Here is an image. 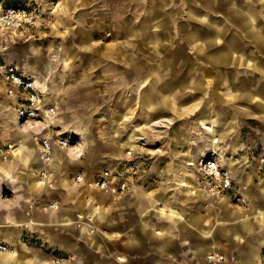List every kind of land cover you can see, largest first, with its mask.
I'll return each instance as SVG.
<instances>
[{
	"label": "crops",
	"instance_id": "obj_1",
	"mask_svg": "<svg viewBox=\"0 0 264 264\" xmlns=\"http://www.w3.org/2000/svg\"><path fill=\"white\" fill-rule=\"evenodd\" d=\"M136 1L152 8L150 12H145L137 24H126L124 33L118 31L124 37L125 44L115 47L117 44L110 43L103 47L90 48V52L94 53L91 63L96 71L93 82L103 86L100 88L104 93V114H108L105 116H110L112 112V53H124L123 49L126 51L130 47L134 49V56H126V63L134 70L135 77L142 79L140 83H143V70L146 69L151 75L147 81L149 88L146 91L141 89L142 104L144 97L151 95L150 108L160 111L165 108L173 109V105L158 106L159 100L174 101L192 97L190 88L193 81L183 80L175 68H171L170 72L160 73L156 64L157 56L146 57L147 49L135 40V37L141 34L149 36L151 32H162L170 35L176 30H163L164 22H160L162 17L167 21L174 20L173 12L163 15L159 10L160 5L167 4L168 0ZM30 2L33 1L28 0L26 4L38 11V0H34L32 4ZM58 3L59 8L52 13L53 25L49 26L52 32L42 29V22L37 23L36 20L30 27L2 34L0 49L11 43L7 59L15 63L23 74L33 76L44 91L46 103L57 107L56 115L48 121L54 134H63L67 128H79L74 118L77 114L71 105L75 99L72 96L75 84L71 81L70 73L74 56L71 54L85 50L82 44L87 43L88 37L95 41L90 37L95 30L93 28L87 29L83 26V34L79 32V27L75 29L72 23L73 28L67 34L63 27L65 28L68 21L74 22L88 17L95 9L98 16L88 19L98 21L97 24H101L104 33L108 32L111 29L109 21L112 0H58ZM84 6L90 7L87 9ZM101 6L102 9L99 10L98 7ZM197 6H200V9H197ZM197 6L194 9L196 8V13L201 12L203 18L201 17L200 26L207 37L206 52H220L215 56L219 58L212 60L214 62H206L207 65L211 63L210 69L215 68L218 74L217 83L225 85L228 97L230 95L227 84L231 83L235 95L229 100L236 113L254 117V110L238 105L235 107L233 103L236 98L254 101L261 99L257 93L262 91L256 90V87H248L245 76L250 78L249 75L256 72L257 80L264 83V60L260 56L264 55V0H199ZM1 8L3 6L0 3V10ZM78 9H82V12L77 13V18L74 19V12L79 11ZM192 9L193 6L189 5L186 15L192 13ZM189 21L187 18V21L179 26L183 23L190 24ZM38 33L40 37L63 35L73 39L72 45H51L53 49H63L66 65L64 68H58L57 55H49L50 48L40 49L31 45V37ZM161 40L163 43L167 39L162 36ZM134 42L137 45H134ZM159 48L166 47L160 45ZM226 53L230 56L222 59ZM185 55L186 52L183 51V55L179 56ZM229 68L232 70V77L229 76ZM199 79L203 81L201 76ZM175 81L177 85L173 86ZM181 81L189 84V87L182 90L184 83ZM6 90L7 84L0 74V91L4 96V104L0 105V117L3 118L0 120V243L7 246V250L0 251V264H51L52 254L43 256L31 250V246L38 244L55 248L61 264L67 258L62 251L64 247L76 251L75 260L81 261L78 264H204L205 255L210 250H217L225 255L226 260L219 264H262L259 250L262 244L260 245L256 238L259 233H255L254 223H264V215L255 214L257 210L264 208V204L238 205L233 198L240 193V190L236 189L240 183L241 187L245 186L244 192L249 196L264 199V176L259 171L257 158L258 149L264 143V136L248 142L246 159L217 158L221 166L230 171L237 194L234 196L232 192H223L210 207L203 200L206 193L198 188L200 175L191 164L193 154L186 152L182 157H168L163 167H160L163 162H159V168L152 170L156 171L159 179L151 188L138 187L130 192H121L114 198L108 189L97 193L92 190L94 186L91 181H87L88 176L81 184L76 182L79 162L73 152L58 146L55 147L54 160L50 166L52 177L41 183L39 139L44 136L46 126L34 121L25 122L23 125L16 124L15 109L24 103V97L17 92L15 98L8 95ZM261 102L262 100L257 103V109L264 115V102ZM204 115H214L221 120L213 110ZM119 116V123L115 124V119L111 118L108 124L107 145L110 149L113 137L114 140H119L124 149L129 148L134 132L133 124L143 121L122 120L123 112ZM82 130L88 134V125ZM88 136L90 138V134ZM171 139L170 144L175 149L186 142L185 138ZM93 143L95 144L91 138L88 147H92ZM230 161L234 163L232 167L228 165ZM126 171L128 172V169ZM116 180L112 178L110 183L113 184ZM47 181H51L52 186L46 184ZM86 193L91 197L86 200L87 212L109 233L100 238L83 229L82 241L75 235L72 220L79 209H85V206L77 204V200ZM49 200H56L59 208L44 212L38 206L32 209L30 207L33 202ZM97 200L102 201L103 205H95L94 201Z\"/></svg>",
	"mask_w": 264,
	"mask_h": 264
},
{
	"label": "rangeland",
	"instance_id": "obj_2",
	"mask_svg": "<svg viewBox=\"0 0 264 264\" xmlns=\"http://www.w3.org/2000/svg\"><path fill=\"white\" fill-rule=\"evenodd\" d=\"M32 1L33 2H30V4L34 3V0ZM198 1L199 0H168L167 4L160 5L159 10L163 15L173 12L174 15L172 16L174 20L170 19L167 21L164 19L165 17H162L163 19H160V22H164L165 28L163 30H176L170 35L162 32H151L149 36L141 34L135 37V40L141 42L147 49L146 57L157 56V60H155L160 73L170 72L171 68H175L177 69V74L182 75L183 80L188 81L191 79V81H193L190 88L192 97L174 101L165 99L166 101L159 100L157 102L158 106L160 104L173 105L171 107L173 109L165 108L160 111L152 110L150 108V101L152 100L151 95L145 96L144 104H142L140 100L141 89L146 91L149 88L147 86V81H149L151 75L146 69L143 70V83H140L142 79L135 77L136 74L134 70L126 63V56H134V49L131 47L126 51L123 49L124 53H112V78L110 84L112 112L110 116H105L108 114H104V93H102V88H100L103 86L102 84L99 85V83L93 82V79L95 80L96 78V71L93 70V64L91 63L94 53L90 52V48L92 46L103 47L110 43L117 44L115 47L124 45V37L121 36L118 31L124 33V29L127 28L126 24L128 23L133 25L137 24V21L141 20L145 12H150L152 7L148 8V5L143 3L138 4L136 0H112L109 21L111 29L106 33L102 30L101 24H97L98 21L96 22L92 19H88V17L93 18L95 15L98 16V14L95 13V9L94 13L91 12L88 14V17L74 22H66L67 24L63 29L67 31V34H69L73 28L72 23L74 24V28L76 29L79 27V32L83 34H85L83 26H86L87 29H95L90 36L92 39H95V41L88 37L87 43L82 44L85 50L71 54L74 56V61L72 62L73 67L70 72L72 75L71 81L75 84L73 85L74 93L72 94L75 99L71 102V105L77 114L74 118L79 128H77V130L67 128L63 131L62 135L69 138L72 142H76L80 148L78 152L79 155L73 153V156L79 162L77 170L79 171L78 173L83 176V179L80 181L75 180L76 182L81 184L82 181L86 179L85 177L88 176L89 178H87V181H91V184L94 186L92 190H95L96 193L98 191L102 192L108 188H100L94 184V181L104 170H108L114 175L115 173L117 174L113 177L115 180L118 179L114 184H117L121 179H127V181L133 185L132 190L138 187L149 189L155 185L159 179L155 173L156 171L152 170H154V168H159V162H163L160 164V167H163L165 165L164 161L170 156L178 158L182 157L185 152L186 154L192 153V157L194 158L191 164L200 175L198 162L201 158L214 156L220 160L231 157H243L246 159L245 154L248 142L251 139L264 136V115H261L260 110L257 109V103H259L260 100L264 102V83H262L261 80H257L258 75H256V72L255 74L249 75L250 78L245 76L248 87H256V90L262 91L260 94L259 92L257 93L258 97L260 96L261 99L254 101L236 98L233 103L235 107L238 105L254 110L256 117H251L244 113H236L233 108L234 106L229 100H232L233 95H235V92H232L231 83L227 84L228 95H230V97H228L225 92V85L217 83L218 74L215 68L212 67L213 69H210L209 66L211 63H208V65L206 63L210 61L214 62L212 60L219 58L215 56L220 52H206L207 37L200 26L202 15L201 12L196 13L195 10L196 8L200 9V6H197ZM38 2L39 10L36 11L37 23L42 22L41 28L52 32L49 26L53 25V21H51V18H53L52 13L59 8L58 0H38ZM0 3L5 7V5L9 4H26L28 0H0ZM189 5L193 6L191 10L192 13L186 15ZM195 6L197 7L194 9ZM84 7L88 9L90 6ZM98 8L100 10L102 6ZM78 10L79 11L74 12V19L77 18V13L80 14L82 12V9ZM153 11L156 12L154 7ZM187 18L190 20V24L183 23L179 26L180 23L186 22ZM62 36L63 35H42L40 37V33H38L35 37H31V40H33V43H31L32 46H38L40 49L46 48L48 50L50 48L49 55H53V53L57 55L56 64L59 69L66 66L63 49H61V47L53 49L51 45H72L74 42L69 36ZM162 36H165L167 39L163 41V43L161 40ZM10 44L11 43L0 49V58L8 60L7 55L11 47L9 46ZM134 45L137 44L135 43ZM160 45H164L166 48L160 49ZM183 51L186 52V55L179 56L183 55ZM46 54H48V51ZM158 54L160 56H158ZM98 55L101 56V54ZM227 55L229 54L226 53L222 59ZM260 56L262 57L261 59L264 60V55L260 54ZM232 60L235 61V58ZM227 70L229 71V76L232 77L231 68ZM200 76L203 78V81L199 79ZM100 82H102V79ZM181 83H184V85H182V90L189 87V84L186 82L181 81ZM172 85L176 86L177 82H173ZM240 91L242 90L240 89ZM181 92L182 91H180V93ZM161 96L163 97V94ZM3 97L2 91H0V105L2 103L4 104ZM174 108H176L177 113L174 112ZM211 110L217 113L218 116L221 117V120L214 115H204ZM122 112V120L143 121L133 124L132 128L134 132L131 137L129 148L124 149L119 140H114L115 137H113L111 139L112 146L110 149L107 145L109 138L107 137V131L109 130L108 124L111 118L113 120L115 119V124L119 123L118 120L121 117L119 115L122 114ZM2 119L3 118L0 117V120ZM14 120L18 125L24 124V122L17 119L16 115ZM85 125H88V134H90V138L88 134H85L82 130ZM228 131L229 133H224ZM112 135L114 136V133ZM140 137H142V139H139ZM172 137L177 140L185 138L186 142L175 149L170 144ZM91 138H93L95 144L93 143L92 147H88ZM211 141L216 143V145H213L214 143L212 144ZM130 151L131 154L128 153ZM126 169H128V172ZM240 185L239 183L236 187L237 190H240V193L238 192L237 194L238 200L237 197L233 198L235 203L247 206L264 204V199L249 196V194L244 192L245 186L241 187ZM198 188L200 189L201 186L199 185ZM112 193L114 195L113 197L116 198L121 192ZM98 197L99 196H97V198ZM88 198L91 197H88L86 193V195L81 196V198L77 200V204L79 203L85 206V209L83 207L79 209L72 220L73 225H75V235H78L79 240H82L83 229L100 238L103 236L105 237L107 232L109 233L107 229L96 222L97 220L93 219L94 216L91 213L87 212L88 203L86 200H88ZM203 200L206 201V205L210 207L216 201V198H211L206 195ZM94 204L103 205L102 201L100 202L98 200L94 201ZM255 214L264 215V208L257 210ZM254 228L255 233H259L256 238L259 240L260 245L262 244L259 249L261 250L260 261L264 264V223L256 221L254 223ZM31 248L33 252H39L43 256L47 253L52 254L51 264L62 263V261L57 258V250L53 247L38 244L36 246H31ZM62 251L67 257L66 260L63 261V264H78L81 262L75 260L77 254H75L76 251L73 252L72 248L64 247ZM99 260L97 263L100 262ZM145 264L147 263L145 262Z\"/></svg>",
	"mask_w": 264,
	"mask_h": 264
},
{
	"label": "built area",
	"instance_id": "obj_3",
	"mask_svg": "<svg viewBox=\"0 0 264 264\" xmlns=\"http://www.w3.org/2000/svg\"><path fill=\"white\" fill-rule=\"evenodd\" d=\"M37 18L35 9H32L27 4H10L0 10V36L4 33L15 32L23 28L32 26ZM0 74L7 84V94L17 98V92L24 97V103L20 104L15 109V115L22 122L34 121L44 124L46 131L44 136L39 139V159L41 161V169L39 171V181L45 183L47 178L52 177L50 166L54 160L55 147L68 149L71 152L79 155V145L72 142L69 138L62 134H54L52 125L48 121L57 113L55 105L47 104L44 99V91L36 83V79L31 75L23 74L18 66L8 60L0 58ZM131 154V151L128 152ZM259 171L264 176V143L258 149ZM198 170L200 173V186L207 196L216 198L223 192H232L236 196L237 192L230 171L221 166L217 158L214 156H206L198 162ZM113 173L104 170L100 176L94 181V184L100 188H108L112 192H130L132 184L127 179L119 180L117 184L110 183L115 177ZM83 179L81 174L75 176L76 181ZM46 184L52 186L51 181ZM237 199L238 196H237ZM39 207L41 211L51 212L59 208V203L56 200L44 202H33L31 209ZM29 213V212H28ZM7 250L5 244L0 243V251ZM226 260L225 255L217 250H210L205 255L204 264H219Z\"/></svg>",
	"mask_w": 264,
	"mask_h": 264
},
{
	"label": "bare ground",
	"instance_id": "obj_4",
	"mask_svg": "<svg viewBox=\"0 0 264 264\" xmlns=\"http://www.w3.org/2000/svg\"><path fill=\"white\" fill-rule=\"evenodd\" d=\"M139 139H142V137H140ZM211 142H212V141H211ZM213 143H214V142H212V144H213ZM217 143H218V142H217ZM213 145H216V143H214ZM214 147H215V146H214ZM233 164H234L233 161H232V162L230 161V163H228V165L231 166V167H232ZM262 186H264V185H262Z\"/></svg>",
	"mask_w": 264,
	"mask_h": 264
}]
</instances>
